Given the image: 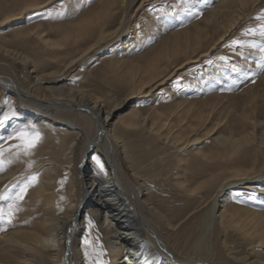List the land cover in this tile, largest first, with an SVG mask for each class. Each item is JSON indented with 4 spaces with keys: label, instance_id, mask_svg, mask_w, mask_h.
<instances>
[{
    "label": "bare ground",
    "instance_id": "1",
    "mask_svg": "<svg viewBox=\"0 0 264 264\" xmlns=\"http://www.w3.org/2000/svg\"><path fill=\"white\" fill-rule=\"evenodd\" d=\"M133 1L102 0L93 12L71 22L72 29L77 31L76 35L73 36L71 34L72 38L88 35L91 40L77 55L70 57L66 67L79 59H85L88 53L100 50L101 43L107 38L115 36L119 40L125 30L123 31L124 14L119 16L118 11L121 9L123 13L124 6L132 4ZM255 1L257 0H209L210 4H212V8L210 7L211 9L208 11L209 22L216 25L217 28L221 27V30L216 33L218 35L213 42L211 41L212 43L208 42L211 44L207 48L205 47L206 49L202 48L203 46L201 47V45L207 43L204 42L202 44V41L205 40V38L202 40L203 35L202 33L200 34L202 30L198 33L196 32V35H192L193 37H190L189 34V36H185L184 40L181 39L178 42L173 39L174 37L168 36L173 41L169 42V39H165L164 45L156 46L150 50L147 56L143 58V63L139 62V60L137 62L123 61L122 56H124L126 51L131 50L134 45H138L141 41L144 42L146 37H149L148 32L152 31L153 26L150 25L151 21L149 22V20H143L142 28L140 29L132 26L133 31H131V34L128 32V37L123 41L121 47L115 45L99 57L101 60L126 64L124 67L127 72L125 78L128 91L119 101L112 100L113 102H111V107L108 110L103 108V103L99 97L86 95L78 87L70 83L60 82L45 86L51 94L53 93L51 104H54L56 99H64L61 103L67 104L66 106H74L77 109L86 107L91 111L92 115L97 116V120H94L92 115L86 112L95 129L94 134L89 137V148L92 149L89 152V148H87L91 155L87 159V173L83 179L84 189L90 195L85 196L84 193L79 203L76 202L74 197L75 182L70 171L71 164L69 161L70 156L68 155L65 168L69 175V200L63 207L58 209L51 190L52 186L49 184V180L54 176L53 173L56 170V166L53 160L47 159L49 161L43 163L44 166L46 165L43 169L44 174L41 171L43 177L31 183L35 186L36 202H38L36 205L37 209L35 205H31L29 202L25 203L24 205L28 206V209L24 213V219L12 218V223L10 222L8 226L6 225L11 230L0 236V264H59L63 250L62 244L65 241V225L71 222L75 224L81 217L84 218L85 214L83 215V212L88 213V217L98 224L97 229H99L103 239L107 242L106 248L111 264H146V262L147 264H206L210 260L212 261L214 254L217 259H221L224 256L225 259L229 258L235 264H264V87L258 93H252L250 98L247 99V103H250V106L248 105L247 108L243 106L247 109H244L246 113L245 111H243L244 114L237 113V118L232 114L234 116L232 118L236 119L235 122L232 121L234 124L226 133L219 130V126L226 122L224 121L221 124V117H217L218 110L216 111L214 105H207L208 108L206 105L186 106L190 105V102L185 99L174 102L172 99V105L166 107L162 104L152 106L148 114L141 113L134 103L132 106L130 105V108L113 119L115 111L119 107L127 106V103L135 96H151L150 100L152 101L176 97L175 88L177 85H174L170 90L167 89L168 81L173 74L188 63L204 61L201 59L208 55L210 50L224 39L223 37L231 31L230 29L245 14L246 7ZM46 3L45 0H23V3L17 9L18 11H11L0 19V25L14 19L28 8H38ZM178 32H172L171 35L175 36L174 34ZM210 32H208L209 35L213 36L212 33L214 31ZM38 33H40L39 38L42 39L43 43L49 47L54 44L53 42L51 44L48 42L42 30ZM253 51L259 57L260 53ZM249 52L253 54L250 50ZM247 55L249 56V53ZM179 57H181V61L178 59ZM247 60L245 58L239 62L245 63ZM22 61L25 65L31 62L25 58ZM220 61H216L220 64L215 62V65L211 66V70L201 67L196 77H193L194 79H185L186 82L184 83L196 86L203 81L211 84L213 78L220 79L219 77L225 72V65ZM30 73H32L31 78L35 83L41 80V74L38 71L36 72L35 69H31ZM57 75H59L58 80L63 78L61 72H58ZM204 76L207 78L204 79ZM262 79L264 81V75ZM159 87H162L161 90L166 89L167 94L155 93L154 91ZM8 91L11 93L10 98L15 115H13L14 118L8 123V126L3 127L4 124L0 127V139L9 136L21 127L27 126L30 128L35 126L45 130L49 145L55 148V138L53 139L55 123L48 120L47 117L38 111L25 110L18 107L19 105L17 106L18 99L23 100L30 106L33 105L39 108L48 106L44 104L46 101L38 100L32 91L30 92L10 78L0 75V93L5 94ZM183 96L185 95L183 94ZM247 96L249 95L244 97ZM202 102L206 104L208 100ZM241 104L247 105L245 101ZM225 108H223L225 111L229 110V107H227L228 109ZM227 113L230 114L231 112ZM222 114L226 113L222 112ZM223 115L222 117H224ZM117 126L121 128L142 127L147 129L150 134H153L155 140L160 141L162 145L166 144L169 148L178 150L176 154L178 162L183 160L181 154H184L186 148H191L189 147L191 145L193 147V144L196 145L206 134L215 144V150L212 151L211 149L212 152L210 154L206 152L208 150L203 151L200 148L196 149L197 146L194 147L196 149L195 152L198 154L200 152L199 155L201 157L196 159L195 163L197 165L192 171H187L189 165L180 168L181 164L175 171L173 170L174 172L172 171V182L179 190V194H183V197L184 195L190 196L187 201L191 206L190 210L192 212H188L186 219L189 216H196V213L207 205L202 215L196 220V225L190 233V240H188L190 245L185 252L186 255L183 257H179L169 251L171 247L168 248L162 236H160L157 226L153 224L150 227L147 224L139 204L148 209L147 213L156 217L158 222L165 226V229L173 231L178 225L173 224L166 214L157 209L150 202L151 199L148 195L135 202L127 196L123 189L117 176L115 144L121 143L120 147L124 159L128 157L129 147L122 140H118ZM174 126L175 130L173 129ZM224 127L227 129L226 126ZM66 128L71 133V139L68 145L60 148V145H58V148L60 150L64 147L68 152H71L72 146L78 137V131L73 128ZM100 129L103 131L99 132ZM200 131L199 136L197 132ZM208 136L205 138H209ZM51 146L49 147L51 148ZM100 147H102V153L100 152L101 149L99 151ZM97 158L103 164V169L97 163ZM10 167L5 163L2 164L3 170L0 171V182L8 177L10 179L13 171V168L11 169ZM136 173L134 171V175L138 179L139 176ZM140 186H142L141 183ZM236 186H242L245 190H250L253 197H245L240 201L237 200L238 202H231L227 198L226 202L223 201V198L226 197L225 195ZM147 193L149 194L146 190L143 194ZM242 194L248 195L249 193L238 192V195ZM77 203L79 206H77ZM202 204L203 206L201 207ZM80 206L81 209L79 211L77 207ZM177 216H179L177 219L182 217L180 215ZM145 230L149 232L154 245L147 243L148 239H145ZM74 246H76L75 240L71 243L70 250H73ZM156 247L164 250L163 256L159 253V249L157 250L158 253L152 251Z\"/></svg>",
    "mask_w": 264,
    "mask_h": 264
},
{
    "label": "rangeland",
    "instance_id": "2",
    "mask_svg": "<svg viewBox=\"0 0 264 264\" xmlns=\"http://www.w3.org/2000/svg\"><path fill=\"white\" fill-rule=\"evenodd\" d=\"M100 1L102 0H49V2L45 0L47 3L43 6L34 9L28 8L23 13L18 14L19 16L17 15L14 19L0 25V75L10 78L16 82V84L23 86L26 90L32 91L33 95L38 100L42 102L46 101L44 104L48 106L39 108L33 105L30 106L23 100L18 99L17 106L19 105L18 107L25 110L38 111L40 114L47 117L48 120L55 123L53 139L55 138L54 142L56 146L54 148L49 145L45 130L36 128L35 126H31L29 129L38 130L41 133L42 139L36 148L28 153L17 149L16 145L20 143L18 140L8 139L9 136L0 139V150H2L0 161H3V163L9 167L11 166V169L13 168L10 179L8 177L0 182V196L6 197V199H0V209L3 210L2 213H0V236L11 230V228L8 229L6 225L8 226L10 222L12 223V218L19 220L24 219V213L28 209V206L24 205L25 203L29 202L33 206L37 205L35 186L32 184H29L27 187L22 200H16L15 197L16 194L20 192V188L23 187L24 184H27L32 176H36L37 179L43 177V169L46 166H44L43 163L46 161L53 160L55 162L56 170L53 173V178L49 180V184L52 186L51 190L54 194V201L58 209L63 207L69 200V175L65 168L68 155L70 156V171L75 182L74 197L76 202L79 203L84 193L85 196L90 195V193H86L84 189L83 179L87 173V161H85L86 163L83 161L87 148L90 147L89 137H91L95 131L94 125L91 124L90 118L86 112L74 106H66L67 104L61 103L64 99H56L54 104H51L53 93L51 94L46 89V85L60 82L70 83L78 87L80 91L86 95L89 94L99 97L103 103V108L108 110L111 107L112 100L119 101L128 91L125 78L127 72L124 67L126 64L123 62L115 63L113 60H110L113 62L101 60L99 57L112 49L115 45L121 47L123 41L128 37V32L131 34V31H133L132 26H136L139 29L142 28L143 20L151 21L150 25L153 26L152 31L148 32L149 37L147 36L144 42H139V46L134 45L131 50L128 52L126 51L124 56H122L123 61L137 62L139 60L141 63H143V58L147 56L150 50L156 46L160 47L162 44L164 45V40L169 39L168 36L174 37L173 39L178 42V40H184L189 34L190 37H193L192 35H196V32L198 33L202 30L200 34L202 33L203 35L202 40L204 38L205 40L201 43H207L201 45V47L207 48L217 37L218 34L216 33H219L221 30V27L217 28L216 25L209 22L208 11L212 8V4H210L209 0H134L132 4L124 6L123 13L121 9L118 11L119 16L124 14L123 31L125 30L119 40L118 37L115 36L107 38L101 43L99 47L100 50L90 52L85 59H79L73 62L72 65L66 67L70 57L77 55L79 51L88 44L89 40H91L88 35H82V37L77 36L75 39L72 38L76 35L77 31L72 29L70 23L76 21L79 17L93 12ZM22 3L23 0H0V19L11 11H18L17 9ZM257 17H261V19H257ZM260 24H264V0H257L246 7L245 14L238 20L235 26L230 29L231 31L223 37L224 39L222 41L216 44L215 48L210 50L208 55L201 59L204 61L188 63L181 70L173 74L168 81L167 89L170 90L174 85H177L175 88L177 93L175 94L176 97H172L171 99L167 97V99L162 98L159 101H152L150 100L151 96H148L149 98L141 95L135 96L127 103V106L119 107L115 111V117H113V119H115L118 114L130 108L134 103L141 113L148 114L152 106L162 104L166 107L172 105V99L173 102L185 99L190 102V105L186 106L214 105L216 111L218 110L217 117H221L220 120L222 123H220L223 124L224 121L227 123L223 124L227 129L222 125L223 127L219 126V130L226 133L234 124L233 122H235L237 118L236 114H244L243 111L247 110L246 108L248 105L250 106V103H247V99L250 98V95L252 93H258L264 87V81H262L264 68L257 67V61L264 56V53H261L258 48L248 47L247 44L244 46L232 45L234 39L250 42L254 41L257 44L264 43V37H261L259 32H257L255 36L244 35L246 29L257 28ZM41 30L45 35L43 36L48 39V42L50 44L52 42L54 43L51 44L50 47L39 38L40 33L38 32ZM70 31H73V33ZM175 31L179 32L174 34L175 36H173V34L171 35V33ZM208 32H213V36H211V34L209 35ZM71 34L73 35L72 37ZM177 34L179 37H177L178 39L176 38ZM168 41L172 42L173 40L171 41V39H169ZM43 44L45 45L43 46ZM249 50L253 52V54H251ZM253 50L260 53L259 57L255 55ZM248 53L249 56L247 55ZM220 57H225L226 59H220ZM23 58L31 62L25 65L22 61ZM245 58L248 59L245 63L239 62L243 61ZM178 59L181 61V57ZM216 59L221 60L220 62L225 65V72L219 77L220 79L213 78L211 84H207L206 81H203L201 84L199 83L200 85L198 84L196 86L190 83H184L186 82L185 79L192 80L191 78L196 77L201 67L211 70V66L215 65L216 61H219ZM216 64L220 63L216 62ZM233 66H235L237 70H233ZM31 69H35V71H38L42 76L41 80L37 83L31 78ZM58 72H61L63 77L61 79L59 78L60 80L57 79L59 77V75H57ZM206 78L207 77L204 79ZM53 80L56 81L53 82ZM207 86L208 88L206 89ZM161 88L162 87H159L154 92L163 93L164 95L167 94V90H161ZM10 94L9 91L5 94L0 93V127L4 124L3 127L6 125L8 126V123L14 118L13 115H15ZM183 94L185 96H183ZM246 95H249L247 96L248 98L244 97ZM206 100H208L206 104L202 102ZM240 100L241 103L245 101L247 105H242ZM185 103L189 104L188 102ZM216 103H219L218 106ZM227 107H229V110L225 111L223 108L228 109ZM222 112L226 114L223 115ZM227 112L231 113L229 114ZM232 114L236 118H232L234 117ZM227 116H231L229 117L230 119ZM66 127L78 131V137L72 146L71 152H68L64 147L59 150L61 146L68 145L71 139V133ZM173 129L175 130V126ZM116 131L119 135L118 140H122V142L129 147L128 157H130L124 159L120 147L121 143L117 141V145L115 144V161L118 168L117 176L123 189L127 196L135 202H138L141 198L148 195L151 199L150 202L154 204L157 209L166 214L173 224L178 225L173 231L165 229V226L160 224L156 217L147 213L149 211L148 209L138 203L141 212L144 213L143 216L147 220V224H149L150 227H152L153 224L156 225L160 236H162L168 248L171 247L169 251L179 257H183L186 255L185 252L190 245V241H188L190 240V233L194 230L193 228L196 225V220L202 215L207 205L202 207V204V208L199 206L201 209L196 213V216H189L188 219H186L188 212H192V210H190L191 206L187 201L190 196L184 195L183 197V194H179V190H177L172 182L173 176L171 175H173V172L180 164L182 165H180V168L189 165L187 171H192L197 165L195 163L196 159L201 157V155H199L200 152L199 154L195 152L196 149L200 148L203 151L208 150L206 152L210 154L215 150V144L211 141L208 134H206V136H203L204 138L201 137L202 140L198 142L199 144H193V147L191 145L189 146L191 148H186L184 154H181L183 160L178 162L176 157L178 150H173L166 144L162 145L160 141L155 140L153 134H150L147 129L142 127L121 128L117 126ZM197 133H199L198 135L200 136L201 131ZM207 136L209 138H205ZM111 141L113 140L111 139ZM58 145H60L59 148ZM49 146H51V148ZM194 147H196V149ZM59 151L61 152L59 153ZM99 151L101 153L103 152L102 147L99 148ZM57 153L59 154L56 155ZM90 155L91 154H89V156ZM80 164L83 168H80ZM134 171L137 172L136 175L138 174V179L135 177ZM140 183L142 186H140ZM146 190L149 194L147 193L144 195L143 193ZM231 191V193L229 192L225 195L226 197L223 198V201L226 202L227 198L231 202H238L242 200V198L253 197L252 192H250V190H245L242 186H236L232 188ZM241 191L249 194L238 195V192ZM78 203L77 206H79ZM9 205L13 206L12 209L9 208ZM77 208L80 210L81 206ZM9 211L12 213L10 219L8 218ZM82 214H85V217H81L75 224L71 222L65 225V238L69 234L71 236V243L75 240L76 246L73 247V250H70L69 258H65L66 240L63 242V250L61 252L59 264H97L98 260L102 261L103 264H111L106 248L107 242L103 239L99 229H97L98 224H96L92 218L88 217V213L83 212ZM177 215L182 217L177 219L179 217ZM187 220L188 222H186ZM144 232L145 239H148L147 243L154 245V241L149 235V232L147 230ZM158 249L159 248L156 247L152 251L157 253L159 251L163 256L165 253L164 250ZM85 253H87V255ZM215 256L214 254L212 261L210 260V262L206 264H235L229 258L225 259L224 256H222L221 259H217Z\"/></svg>",
    "mask_w": 264,
    "mask_h": 264
},
{
    "label": "snow or ice",
    "instance_id": "3",
    "mask_svg": "<svg viewBox=\"0 0 264 264\" xmlns=\"http://www.w3.org/2000/svg\"><path fill=\"white\" fill-rule=\"evenodd\" d=\"M257 19H261V17H257ZM259 32V35L261 37H264V24H260L257 26V28H248L245 30L244 35H251L255 36ZM247 44L250 48H258L261 53H264V43L257 44L254 41H245V40H239L234 39L232 41V45H241L244 46ZM220 59H226L225 57H220ZM257 67L258 68H264V56L261 57L259 61H257ZM233 70H237L235 66H233ZM8 139H16L20 143L16 145L17 149L20 151H23L25 153L30 152L31 150L35 149L36 146L41 141V133L38 130L35 129H29L27 126L21 127L20 129L14 131L11 133L8 137ZM0 155H2V150H0ZM97 163L100 164L101 169H103V164L100 163L99 159L97 158ZM3 161H0V171L3 170L2 168ZM36 176H32L30 181L27 184H24L23 187L20 188V192L16 194L15 199L16 200H22L24 198V193L27 190V187L29 184L34 183L36 181ZM0 199H6L4 196H0ZM12 205H9V208L12 209ZM18 210V209H16ZM2 209H0V213H2ZM11 211L8 213V218L11 217ZM87 255V253H85ZM97 264H103L102 261H97ZM147 264V262H146Z\"/></svg>",
    "mask_w": 264,
    "mask_h": 264
},
{
    "label": "water",
    "instance_id": "4",
    "mask_svg": "<svg viewBox=\"0 0 264 264\" xmlns=\"http://www.w3.org/2000/svg\"><path fill=\"white\" fill-rule=\"evenodd\" d=\"M79 109V108H78ZM81 110H83V111H85V112H87V113H89V114H91L92 115V113H91V111L88 109V108H80ZM92 117L94 118V120H97V116H95V115H92ZM103 130H99V132H102ZM91 149L92 148H89L88 149V151L89 152H91ZM86 152V154H85V159H84V163H86L85 161H87V157L89 156V152ZM82 162V163H83ZM81 163V164H82ZM81 164L79 165L80 166V168H83L82 166H81ZM84 171V170H83ZM80 211V210H79ZM65 240H66V251H65V258H69V256H70V249H71V236L68 234V236L65 238Z\"/></svg>",
    "mask_w": 264,
    "mask_h": 264
}]
</instances>
